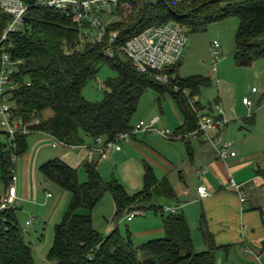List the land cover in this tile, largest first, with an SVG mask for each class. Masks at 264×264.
Wrapping results in <instances>:
<instances>
[{
    "label": "trees",
    "instance_id": "trees-1",
    "mask_svg": "<svg viewBox=\"0 0 264 264\" xmlns=\"http://www.w3.org/2000/svg\"><path fill=\"white\" fill-rule=\"evenodd\" d=\"M126 1L134 13L125 22L109 28V31H119L117 50L151 27L171 23L181 26L190 35L207 32L212 24L237 18L235 64L250 67L264 59V0ZM29 2L34 3V0ZM9 21L10 17L0 8V39ZM78 34L74 19L64 12L33 7L26 14L23 28L10 36L12 57L22 61L13 77L17 83L12 92L14 113L25 124L40 121L30 127L31 134L45 133L68 147H92L99 138L104 142L114 141L119 134L133 130L132 120L141 98L148 90H153L158 95L159 106L162 100L169 98L179 110L183 125L174 134L185 136L180 141L192 157L190 135L199 128V116L194 108L207 115L214 111L213 106L204 107L199 100L202 88L212 85L210 77L181 78L180 62L168 73L175 75L171 84H164L152 74L139 72L120 51L115 52L114 59H108L103 45H81ZM106 65L117 77L105 81L107 91L101 101L91 102L84 97L83 90ZM245 121L252 124L253 117ZM2 134L8 139L6 132ZM31 134H19L14 142L9 139L0 142V166L7 188L17 159L28 153ZM96 156L82 165L86 182L80 181L79 169L61 159L51 160L39 169L45 180L72 196L62 221L55 226L53 246L47 255L49 261L55 264H217L218 248L204 215L199 229L207 250L196 252L186 216L180 211H165L166 206L179 201L168 178L159 179L153 167L145 162L143 189L131 195L116 179L109 182L103 179ZM258 174L264 179V169ZM106 193L113 196L115 223L134 211L151 210L162 215L164 237L136 246L130 232L124 236L119 227L107 235L99 232L92 212ZM6 227V231L0 232V264H35L34 251L25 240L17 209L8 213Z\"/></svg>",
    "mask_w": 264,
    "mask_h": 264
},
{
    "label": "crops",
    "instance_id": "crops-1",
    "mask_svg": "<svg viewBox=\"0 0 264 264\" xmlns=\"http://www.w3.org/2000/svg\"><path fill=\"white\" fill-rule=\"evenodd\" d=\"M164 100H169L173 113H176L174 103L169 98ZM158 108L161 114L165 116L162 105ZM153 111L156 114L157 109L151 110V113ZM225 117L229 123L219 132L224 140L233 143V148L237 152V156L226 163L220 161L217 158L215 149L203 141H197L198 144L192 147V157L186 152L187 159L184 157L183 150L177 149L178 146L175 145L179 140L168 141L164 138L161 139L162 137H158L155 133H139L131 138L130 143L125 144L126 147L124 146L121 152H111L108 158L103 161H99V157L96 156L99 162L98 170L102 172L101 163L106 164V162H110L114 164V162H118L124 165L125 169L129 170L131 174L135 173L138 179L142 178L143 180L144 168L139 170L138 162L140 164L141 162H146L153 167L159 179L168 178L173 186L169 176L172 171L179 169L181 180L183 177H187L188 181L186 182L183 179L184 182L181 185L184 186H181V188L177 189V187L173 186L179 201L166 207L176 208L186 216L195 250H207L199 229L201 216L204 215L207 229L213 235L218 248L217 264H264V179L258 174L260 169H264V146L260 143H258L260 147L252 146V141H250L251 133L243 130V127H239L240 123L230 127L231 121L227 117L226 111ZM148 118L147 116L142 119ZM245 119H243V122L247 123ZM176 121L179 124L178 127L183 125L182 116L176 114ZM237 122H241V120L237 119ZM160 125L168 127L167 123H164V119L162 120V117H160L158 126ZM31 135L33 136L31 137L32 140L28 138L31 145L30 149L37 147L36 151L38 150V152L34 154L35 156L32 155L33 150L30 154L27 153L21 158L22 162L16 168L18 177L17 188L20 197L17 216L19 215V208L25 210L29 207L27 206L30 205L29 202L35 201L33 193H36V189L35 191L34 189L32 190L31 184L35 185L37 182L36 170H39L43 164L52 159H61L73 168L79 169L88 160V150L84 147L62 145L45 133L37 132ZM44 144H46V147H43ZM48 148L54 149V151H47ZM177 150H179L181 159L176 156L178 154ZM130 161L136 162L138 166L136 170H133L134 167L132 165L129 166L131 168L129 169L127 165ZM180 161H183L182 164H180ZM186 163L187 166H185ZM31 169L33 177H31ZM187 169L188 174H186ZM0 170L2 175L1 166ZM231 178L242 186L243 198L245 199L243 202L241 201L240 194L231 189ZM133 181L135 182V179L132 180L131 178V182ZM195 183H197L196 190L193 188V184ZM201 186L206 187L211 193L209 197L202 198L199 195L198 188ZM6 192L7 187L2 194L0 193V199L5 196ZM23 202L26 204L25 206H22ZM117 227V225L111 226L109 222L106 228L107 233L110 234ZM194 228H198L202 237L198 244L193 233ZM143 234L145 239H150L149 237L155 235L156 237L164 235L163 222L157 228L146 230Z\"/></svg>",
    "mask_w": 264,
    "mask_h": 264
},
{
    "label": "rangeland",
    "instance_id": "rangeland-1",
    "mask_svg": "<svg viewBox=\"0 0 264 264\" xmlns=\"http://www.w3.org/2000/svg\"><path fill=\"white\" fill-rule=\"evenodd\" d=\"M238 26L239 20L237 18H229L223 22L212 24L209 26L207 32L190 34L188 47L184 52L183 59L178 68V74L181 78L198 75L210 77L212 85L201 90L199 97L201 105L208 108L210 105L214 107L216 103L221 104L226 111L227 117L231 121L230 127L240 123L239 127H243V130L251 133V145L260 147L258 143L264 146V59L257 60L250 67H239L235 64L233 56L236 49L235 36ZM214 41H218L221 46L217 76L212 74L210 64L212 54L211 44ZM116 77L117 74L109 66H102L96 79L89 82L84 88V97L91 102L101 101L105 91H107L105 81L108 78ZM253 89L256 92H253ZM244 98H248L251 101V106H246L243 103ZM161 105L165 116L161 114L158 108V95L153 90H148L141 98L139 108L132 120L133 125H136L141 120L148 122L152 118L159 116L162 117V120L164 119V123H167L168 127L166 128L160 125L158 128L174 132L179 126L176 121V114L179 116L181 114L177 108H175L176 113H173L169 100H162ZM154 106L156 107L154 108ZM154 109H157L156 114L154 111L151 113V110ZM147 116L149 117L148 119H142ZM247 117H253V124L243 122V119ZM237 119L239 121L241 120V122H237ZM239 129L238 131H240ZM3 131L0 125V142L5 143L8 142V139L2 134ZM155 135L157 134L155 133ZM157 136L160 137L159 135ZM31 137L33 136H29L30 140H32ZM197 141L192 139V147L198 144ZM175 145L178 146L177 149L183 150L184 157L187 158L185 144L179 140ZM28 146V153L30 154L33 150L32 155L35 156L34 154L38 152V150L36 151L37 147L30 149L31 145L29 141ZM124 146L125 144H122V148ZM43 147H46V144ZM47 151L53 152L54 149L48 148ZM177 151L178 154L176 156L180 157L179 150ZM20 162H22V159H17L16 168L20 165ZM182 162L180 161V164ZM138 164L139 167L135 161H130L127 166L132 165L134 167L133 170H136L137 167L139 170L144 168L143 162L141 164L138 162ZM100 165L102 166V172L100 174L106 182L116 179L120 184L124 185L127 192L131 195L143 189L142 178L138 179L135 173L131 174L129 170L125 169L124 165L118 162H114V164L106 162V164L101 163ZM185 166H187V163ZM129 169L131 168L129 167ZM30 172L31 177H33L32 169ZM36 173L37 182L35 185L33 183L31 184L32 190L34 189L35 191L36 189V193H33L35 201L29 202L30 205H27L29 207L26 206L27 208L25 210L19 208V225L23 228L25 240L31 245L34 251L35 264H55L47 259V255L53 246L55 226L62 221L72 201V196L69 192L62 190L53 182L45 180L40 170L37 169ZM188 173L187 169L186 174ZM130 177L132 180L135 179V182H131ZM79 178L81 182H86L87 180L86 172L82 167L79 168ZM169 179L177 189L184 186L181 185L184 182L183 179L186 182L188 181L187 177H183L181 180L179 169L172 171ZM136 180L138 183H136ZM193 188L194 190L197 189V183L193 184ZM5 189L6 186L0 170V193L2 194ZM25 205L23 202L22 206ZM114 212L113 196L111 193H106L99 205L92 212L96 229L106 235L108 234L106 228L110 222L111 226L117 225L119 227L122 235L126 236L127 232H130L132 241L136 246L143 245L153 239L164 237V235L157 237L155 235L149 237L150 239H145L143 234L146 230L157 228L158 225L162 224L163 218L160 213L156 214L154 211L149 210L145 212L146 216L144 218L136 217L133 222H128L127 215H124L119 220V223H115L114 221L112 222V218L114 220ZM81 213L87 214L88 212L81 211ZM27 221L31 223L30 226H26ZM193 233L198 244L200 238H202L198 228H194ZM196 252L203 251L198 250Z\"/></svg>",
    "mask_w": 264,
    "mask_h": 264
},
{
    "label": "built area",
    "instance_id": "built-area-1",
    "mask_svg": "<svg viewBox=\"0 0 264 264\" xmlns=\"http://www.w3.org/2000/svg\"><path fill=\"white\" fill-rule=\"evenodd\" d=\"M0 0L1 10L10 17L0 39V125L10 141H15L19 134L29 135L32 133L30 127L40 123L35 120L25 124L18 119L14 113V103L12 92L17 88V83L13 80L18 67L22 65L21 60H14L12 53L13 43L10 36L18 33L25 24V17L33 7L49 8L62 11L67 17L74 19L79 30V41L91 45H103L104 55L108 59H114L115 52H122L133 64V66L143 74H152L158 81L164 84H171L168 73L176 67L183 59L184 52L188 47L189 35L187 30L179 25L166 24L146 29L140 34L132 37L117 50L116 42L119 37L118 30H110L111 25L118 22H125L133 13L132 6L126 0ZM156 1V0H152ZM220 43L214 41L211 44V71L217 76L218 64L220 62ZM253 92H256L253 89ZM187 94V91H185ZM195 100L191 102L194 105ZM243 103L251 106L248 98L243 99ZM194 112L199 116V128L190 137L194 140L203 141L210 144L222 162H228L237 156L231 141L224 140L219 132L229 123L225 117V111L221 104L214 106L211 115L201 114L194 108ZM160 117H154L148 122L140 121L129 133L119 134L114 141L104 142L99 138L92 147L84 146L88 150V160L93 161L95 156L100 160L108 158L111 152H121L122 144L130 143L133 135L138 133H156L167 140H181L185 136H175L174 132L158 128ZM59 143V142H57ZM18 177L16 168L12 169L11 182L4 197L0 199V232L6 231L8 213L16 210L20 197L18 195ZM230 187L243 198L242 186L230 179ZM198 193L202 198H207L211 193L206 187L198 188ZM167 213H177L178 209L165 207ZM144 211H134L127 216V221L131 222L136 217H144ZM27 222V226L30 225Z\"/></svg>",
    "mask_w": 264,
    "mask_h": 264
}]
</instances>
